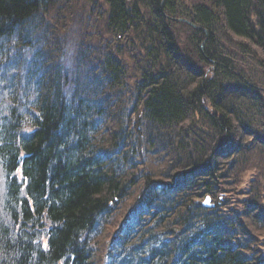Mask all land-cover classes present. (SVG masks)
I'll list each match as a JSON object with an SVG mask.
<instances>
[{
	"label": "trees",
	"instance_id": "1",
	"mask_svg": "<svg viewBox=\"0 0 264 264\" xmlns=\"http://www.w3.org/2000/svg\"><path fill=\"white\" fill-rule=\"evenodd\" d=\"M161 1L0 0V264H264V0Z\"/></svg>",
	"mask_w": 264,
	"mask_h": 264
},
{
	"label": "rangeland",
	"instance_id": "2",
	"mask_svg": "<svg viewBox=\"0 0 264 264\" xmlns=\"http://www.w3.org/2000/svg\"><path fill=\"white\" fill-rule=\"evenodd\" d=\"M227 144H228V141H227ZM230 144L231 143H229V145ZM254 158L255 157H253V159ZM253 176H254L253 173H249L246 178L243 177L242 180H240V182L242 184V188L239 189L235 195L228 196L225 198L226 200H228V202H227L228 209L230 207H232L233 209H239L240 205L247 203V202H245L246 200L244 199V195H245V193H247L246 187L249 185V183L252 182ZM242 202H244V203H242Z\"/></svg>",
	"mask_w": 264,
	"mask_h": 264
},
{
	"label": "bare ground",
	"instance_id": "3",
	"mask_svg": "<svg viewBox=\"0 0 264 264\" xmlns=\"http://www.w3.org/2000/svg\"><path fill=\"white\" fill-rule=\"evenodd\" d=\"M164 2V0H162L161 1V3H163ZM181 22H184V23H186V24H188V25H191V27H193V28H197V27H195L194 25H192V24H190L188 21H186V20H182ZM134 103V102H133ZM202 104H203V106L205 105V106H207V101H205V100H203L202 101ZM204 106V107H205ZM241 134H240V136L242 137V138H244V137H246V136H252L253 135V132H240ZM232 151H234V149H232L230 152H232ZM256 158V157H255ZM255 158H254V161L252 160V159H249V161H248V165L250 166V167H253V166H258L259 165V162L258 161H255ZM206 199H210L209 197H207ZM263 260H264V258H262Z\"/></svg>",
	"mask_w": 264,
	"mask_h": 264
}]
</instances>
